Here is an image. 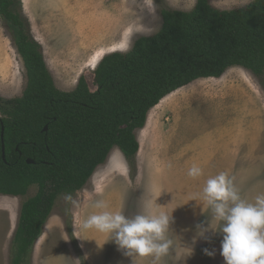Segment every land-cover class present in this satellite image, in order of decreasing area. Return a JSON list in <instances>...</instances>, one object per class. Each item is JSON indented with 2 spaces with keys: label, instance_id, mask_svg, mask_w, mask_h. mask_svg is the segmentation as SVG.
<instances>
[{
  "label": "rangeland",
  "instance_id": "374dc122",
  "mask_svg": "<svg viewBox=\"0 0 264 264\" xmlns=\"http://www.w3.org/2000/svg\"><path fill=\"white\" fill-rule=\"evenodd\" d=\"M220 10L243 8L253 0H207ZM196 0H15L28 34L40 44L56 88L73 90L84 78L95 91L93 73L112 52H127L140 37L157 33L162 10L190 11ZM12 27L0 19V97H20L26 73L16 51ZM123 45V47H121ZM125 47L127 50L125 51ZM239 67L220 78L199 79L151 109L135 131L139 150L126 160L111 149L84 187L61 195L31 252V264H153V257H127L110 239L83 222L102 211L172 217L166 233L172 241L158 264H224L222 235L196 236V225L216 226L211 208L199 198L205 181L226 172L242 198L264 194V86ZM126 166V171L120 164ZM196 165L203 171L188 176ZM24 197L0 195V264H9L13 235ZM196 197L195 200H192ZM97 202L107 204L97 208ZM109 240L108 242H105ZM204 249L214 250L208 256Z\"/></svg>",
  "mask_w": 264,
  "mask_h": 264
},
{
  "label": "trees",
  "instance_id": "16d2710c",
  "mask_svg": "<svg viewBox=\"0 0 264 264\" xmlns=\"http://www.w3.org/2000/svg\"><path fill=\"white\" fill-rule=\"evenodd\" d=\"M14 6L15 0H0V19L14 31L27 81L20 97H0V195L37 190L21 205L9 264H31L55 201L81 190L112 148L126 160L135 158V131L165 97L232 67L249 71L264 86V0L235 10L216 9L207 0H196L190 11L162 10L157 33L99 61L95 91L80 78L68 92L56 88L40 44Z\"/></svg>",
  "mask_w": 264,
  "mask_h": 264
},
{
  "label": "clouds",
  "instance_id": "9594fccd",
  "mask_svg": "<svg viewBox=\"0 0 264 264\" xmlns=\"http://www.w3.org/2000/svg\"><path fill=\"white\" fill-rule=\"evenodd\" d=\"M120 168L126 171L123 162ZM187 174L197 179L203 175V171L193 165ZM199 198L211 208L216 226L212 227L210 222L207 227L196 225L193 243L209 230L218 232L222 235L220 255L224 264H264V194L257 195L254 202H249L241 197L233 179L226 172H220L205 181ZM95 206L101 209L108 207L103 202H97ZM171 222L172 217L163 213H141L127 217L119 211H102L88 217L83 222V228H95L109 235L118 250L127 257L152 256L153 264H158L172 244L166 236ZM204 253L212 256L214 250L204 249Z\"/></svg>",
  "mask_w": 264,
  "mask_h": 264
},
{
  "label": "water",
  "instance_id": "95a60500",
  "mask_svg": "<svg viewBox=\"0 0 264 264\" xmlns=\"http://www.w3.org/2000/svg\"><path fill=\"white\" fill-rule=\"evenodd\" d=\"M46 131H47V126H45L44 129H43V132H46ZM1 138H3V127H2V129H1ZM2 158H4V146H3V144H2ZM26 163H27V164H33L34 161L28 159V160H26Z\"/></svg>",
  "mask_w": 264,
  "mask_h": 264
},
{
  "label": "snow or ice",
  "instance_id": "6c2138e0",
  "mask_svg": "<svg viewBox=\"0 0 264 264\" xmlns=\"http://www.w3.org/2000/svg\"><path fill=\"white\" fill-rule=\"evenodd\" d=\"M121 47H123V45Z\"/></svg>",
  "mask_w": 264,
  "mask_h": 264
},
{
  "label": "bare ground",
  "instance_id": "6f19581e",
  "mask_svg": "<svg viewBox=\"0 0 264 264\" xmlns=\"http://www.w3.org/2000/svg\"><path fill=\"white\" fill-rule=\"evenodd\" d=\"M158 106V105H157Z\"/></svg>",
  "mask_w": 264,
  "mask_h": 264
},
{
  "label": "crops",
  "instance_id": "0c3cea01",
  "mask_svg": "<svg viewBox=\"0 0 264 264\" xmlns=\"http://www.w3.org/2000/svg\"><path fill=\"white\" fill-rule=\"evenodd\" d=\"M119 150V149H118Z\"/></svg>",
  "mask_w": 264,
  "mask_h": 264
}]
</instances>
